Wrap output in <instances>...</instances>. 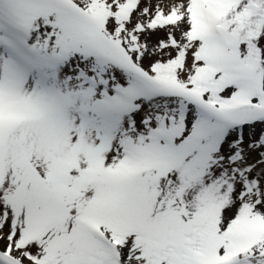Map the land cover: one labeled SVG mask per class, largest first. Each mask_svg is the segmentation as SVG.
<instances>
[{"label":"snow or ice","instance_id":"6c2138e0","mask_svg":"<svg viewBox=\"0 0 264 264\" xmlns=\"http://www.w3.org/2000/svg\"><path fill=\"white\" fill-rule=\"evenodd\" d=\"M0 264H264V0H0Z\"/></svg>","mask_w":264,"mask_h":264}]
</instances>
